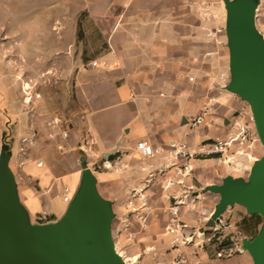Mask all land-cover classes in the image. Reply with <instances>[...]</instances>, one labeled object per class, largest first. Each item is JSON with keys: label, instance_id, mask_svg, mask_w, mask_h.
Segmentation results:
<instances>
[{"label": "crops", "instance_id": "0c3cea01", "mask_svg": "<svg viewBox=\"0 0 264 264\" xmlns=\"http://www.w3.org/2000/svg\"><path fill=\"white\" fill-rule=\"evenodd\" d=\"M225 25L223 0H0V155L3 147L10 154L30 223L65 214L82 164L111 202L112 233L120 232L114 218L124 216H146L149 224L163 218L165 229L174 213L190 227L208 222L219 197L204 188L240 174L205 156L143 157L135 143L166 147L183 139L199 150L224 135L241 105L223 89ZM44 73L45 82L28 81ZM23 83L40 96L25 101ZM207 100L216 108L211 125L191 129L188 121ZM89 134L97 141L93 156L82 147ZM180 165L186 170L175 177ZM179 198L186 203L175 205ZM136 233L135 240L145 235ZM175 238L166 232L162 247H173ZM224 264L253 261L240 252Z\"/></svg>", "mask_w": 264, "mask_h": 264}, {"label": "water", "instance_id": "95a60500", "mask_svg": "<svg viewBox=\"0 0 264 264\" xmlns=\"http://www.w3.org/2000/svg\"><path fill=\"white\" fill-rule=\"evenodd\" d=\"M229 49L230 80L226 89L248 103L263 154L245 179L226 175L204 190L219 197L207 226L227 207L240 205L264 221V38L255 25L257 0H223ZM228 120H226V123ZM9 152L0 155V264H127L117 253L111 232V202L96 188V177L82 164L80 185L65 214L46 224L30 223L19 203L8 167ZM241 248L253 264H264V223Z\"/></svg>", "mask_w": 264, "mask_h": 264}, {"label": "built area", "instance_id": "2783aa9c", "mask_svg": "<svg viewBox=\"0 0 264 264\" xmlns=\"http://www.w3.org/2000/svg\"><path fill=\"white\" fill-rule=\"evenodd\" d=\"M92 64L96 65V62H92ZM23 92L24 100L27 102L31 100L32 96H38L36 93L33 94L30 86L27 84L23 85ZM215 115V104L212 100H207L202 103L198 113L190 118L188 125L191 129H196L201 126H210ZM58 134L62 138H67L68 136L66 130H60ZM54 135V131L48 133L49 137H53ZM258 141L259 139L254 127L252 115L249 114L248 116L244 113L238 112V114L230 121L228 129L223 136L204 141L200 144L199 150L192 149L188 142L183 139L173 140L169 142L166 147H154L145 140H138L135 143V148L143 157L156 154H166L177 161L190 160L197 158L198 156L209 157L216 162L219 161L225 164L232 170V172L241 175L244 172H248V162L250 160L254 161L257 158L255 156V150ZM96 142L97 141L93 135L89 134L86 141L82 144L84 153L93 156V147ZM94 166L97 167L96 162L94 163ZM102 166L108 167L110 166V162L105 160L102 162ZM185 170L186 168L180 165L178 171H176L175 177L181 175ZM173 182L174 181H170L171 184H173ZM174 201L175 205L186 203L180 198L175 199ZM203 227V225L198 228L190 227L180 219L178 214L174 213L170 223L166 226V232L176 235L175 243L191 245L197 248L211 242L215 237L220 244L225 243V240L229 241L231 238L229 234L228 238L223 234V231L228 229V225L222 218L218 219L213 226H209L205 229ZM233 251L241 252V244L234 242L233 245H223V247L217 251V256L219 258L230 256Z\"/></svg>", "mask_w": 264, "mask_h": 264}, {"label": "rangeland", "instance_id": "374dc122", "mask_svg": "<svg viewBox=\"0 0 264 264\" xmlns=\"http://www.w3.org/2000/svg\"><path fill=\"white\" fill-rule=\"evenodd\" d=\"M254 17H255V25L264 38V0H257ZM225 35H226V31H225ZM227 44L228 41H226L225 43V45L228 47ZM46 80H47V74L44 73V74H38V78H35V80L33 79L28 81L29 82L31 81V84H41L42 81L45 82ZM229 80H230V72H229ZM229 80L223 86V89L231 94H234L226 89ZM23 84H29V83H23ZM35 93L36 92L33 91V94ZM39 96L40 94H38V96L34 95L35 98H38ZM234 96H237L236 98H239L238 95L234 94ZM239 100L241 101V105L237 111L249 116V114H251V111L248 103L242 101L240 98ZM233 118L234 117L232 115L229 116V119H233ZM262 154H263V148L260 142L258 141V143L256 144L255 156L259 158L260 156H262ZM214 163H216L215 164L216 166H221L223 168H226L224 164L219 161L217 162L215 161ZM248 163L250 169L251 165L253 164V161L250 160ZM225 170L226 169H224L223 174L226 173ZM248 173L249 170L248 172H244L243 174L237 176H241L246 179L248 177ZM133 192L135 193L137 192V190H133ZM254 215H258L260 217L259 224L255 223V219L250 218L251 216ZM244 218L247 219V227L250 228L249 232L246 233L245 236L241 235V233L239 232L242 231L246 226V223L243 222ZM157 219L158 220H156V222H154L153 224H149L148 223L149 219L146 216L144 217L139 216L134 218H131L130 216H124V218H122L121 221H118L116 218H114L112 224L113 229L115 230L120 226V232L118 234L116 232L112 233L115 249L117 253H119L122 256V259H124L125 262L127 261L126 262L127 264H162V263L224 264L227 259L232 258L233 256H235L240 252L233 251L230 256H224L219 258L217 256V251L220 248H222L223 245L225 246L233 245L234 242L235 243L238 242L241 244L242 238L251 240L262 229L264 223L263 217L261 215L249 214L246 212L244 207L235 204L227 207L222 216L223 221L228 225V229L224 230L223 234H225L226 238H228V234L230 235L231 238L229 239V241L225 240V243L220 244L217 238L215 237L211 242L198 248L193 247L191 245H182L179 243H175L173 241L174 246L172 245L173 247L165 249V247L162 246L165 239L166 229L162 222L163 218H157ZM203 226L204 229L209 227L206 224H203ZM137 229L142 234L144 233L145 235L135 240L134 236H136L137 234L136 233ZM254 232L255 234H253ZM241 250H242L241 252H246L248 254V252L243 250L242 248ZM168 252H172L174 254L168 258L167 262H165L164 258L166 256V253ZM200 255H206V260L203 261ZM133 257H135L134 262L129 263L130 260H128L127 258H133Z\"/></svg>", "mask_w": 264, "mask_h": 264}, {"label": "trees", "instance_id": "16d2710c", "mask_svg": "<svg viewBox=\"0 0 264 264\" xmlns=\"http://www.w3.org/2000/svg\"><path fill=\"white\" fill-rule=\"evenodd\" d=\"M250 218H252V219H255V223L256 224H259L260 223V217L258 216V215H254V216H251ZM243 222L244 223H246V226L244 227V229L242 230V231H239L240 233H241V235H243V236H245L246 235V233H248L249 232V227H247V219H243ZM253 232V231H252ZM252 232H250V233H252ZM253 234H255V232L253 233ZM252 234V235H253Z\"/></svg>", "mask_w": 264, "mask_h": 264}]
</instances>
